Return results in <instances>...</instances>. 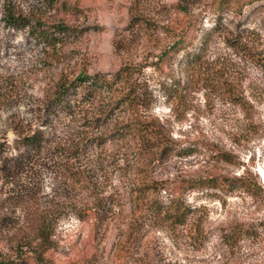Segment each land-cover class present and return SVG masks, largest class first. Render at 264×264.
I'll use <instances>...</instances> for the list:
<instances>
[{"label": "rangeland", "instance_id": "374dc122", "mask_svg": "<svg viewBox=\"0 0 264 264\" xmlns=\"http://www.w3.org/2000/svg\"><path fill=\"white\" fill-rule=\"evenodd\" d=\"M177 1L0 0V141L7 145L11 155L16 133L28 129L29 124L39 126L44 119L42 105L59 80L111 74L125 62H140L145 65L142 69L153 95V114L166 120L171 134L182 140V145H195L189 152L172 157L170 171L183 177H197L219 169L221 166L213 163L202 145L208 142L237 155L242 164L228 167L229 171L238 173L244 165L263 186L257 197L239 190L230 194L190 192L189 201L201 207V216L206 219L208 241L191 250L183 239H171L161 231H146L138 243L139 252L147 251L143 257L145 264H264V65L227 46L220 36H213L209 42L207 57L224 56L226 75L247 100L251 121L239 106L210 88L194 90L196 86L180 100L168 98L163 88L168 66L160 63V69L154 61L155 54L165 42L175 38L174 33L186 19V14L174 10ZM209 1L199 0L188 6L191 13L199 15V26L190 33L192 49L199 45L202 34L214 27L216 19L210 13ZM4 3L45 24L63 22L71 27L70 34L62 36L52 48H44L27 28L12 29L3 24ZM239 3L241 14L236 18L224 15L221 21L243 35L250 48L264 53V0ZM134 10L149 21L151 28L145 36H141V29L131 26L136 20L131 18ZM179 59L173 62V69L184 80L185 71ZM64 129L58 121L44 128L47 142L43 157L39 161L35 158L32 173L27 177L18 175L7 185L0 181V264L14 255L15 243L24 232L22 195L36 191L38 194L30 199V204L50 202L58 210L65 202L72 203L80 197L54 163L59 157L52 146L63 141ZM98 135L94 131L90 136ZM101 141H95L94 151H100ZM104 185L106 190L119 186L115 172L110 173ZM60 211L63 214L56 222L48 259L54 264H112L114 230H96L92 219H80L66 206ZM234 225L246 232L233 248H228L221 242L220 233ZM162 250L166 259L162 263L152 261Z\"/></svg>", "mask_w": 264, "mask_h": 264}, {"label": "trees", "instance_id": "16d2710c", "mask_svg": "<svg viewBox=\"0 0 264 264\" xmlns=\"http://www.w3.org/2000/svg\"><path fill=\"white\" fill-rule=\"evenodd\" d=\"M194 2L199 0H178L174 4V10L186 14V19L174 33L175 38L165 42L155 54L154 64L159 68L160 63L168 66L163 88L168 98L174 100L182 99L187 90L196 86L194 90L210 88L222 99L239 106L251 121L247 100L234 89L226 75L224 56L207 57L209 42L216 35L227 46L264 65V53L250 48L243 35L221 21V17L228 14L238 17L242 5L239 0H210L208 7L216 19L214 27L202 34L199 45L192 49L190 33L195 29L193 27L199 26V15L188 9ZM131 18L136 19L131 26L134 30L141 29V36L150 31L145 16L134 10ZM1 20L12 29L27 28L47 49L71 30L63 22L42 23L5 3ZM178 57L185 71L184 80L173 69V62ZM144 66L140 62H125L111 74L96 73L59 80L42 105L44 119L40 120L39 126L29 124L28 129L16 133L11 155H8L7 145L0 141V181L7 185L18 175L27 177L36 164L35 158L39 161L43 157L42 150L47 142L44 128L52 127L56 121L64 124L65 129L61 132L65 138L52 146L59 157L54 163L71 184L70 188L80 194L78 199L65 202L64 206L80 219H92L96 230L102 227L114 230L112 264H145L143 257L147 251L145 254L139 252L138 243L146 231L152 234L161 231L171 239H183L191 250L199 249L208 241L210 230L201 216V207L188 199L192 191L230 194L239 190L250 197L263 192V186L248 167L243 165L238 173L227 169L242 164L235 153L208 142L202 143L203 147L213 163L222 169L197 177H183L170 171L172 157L189 152L195 145H182V140L171 134L166 120L153 114V95L142 69ZM66 120L71 123H64ZM26 124L28 122L25 127ZM94 131L100 134L96 138L90 136ZM97 139L102 140L100 151H94ZM112 172L118 177L119 186L106 190L104 182ZM24 190L27 192L28 188ZM35 193L29 191L21 196L24 197L20 201L25 214L24 232L15 243L14 255L3 259L1 264L29 261L54 264L47 253L52 247L56 222L62 216L60 210L64 206L58 210L57 206H50V202L30 204V199L38 194ZM245 230L235 225L226 227L220 233L221 242L233 248ZM163 252H158L159 257L152 261L162 263L166 259Z\"/></svg>", "mask_w": 264, "mask_h": 264}]
</instances>
